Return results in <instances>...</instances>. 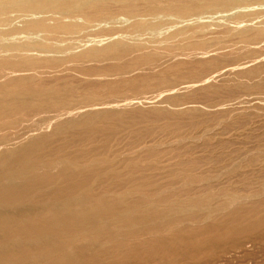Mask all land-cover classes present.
Segmentation results:
<instances>
[{
  "label": "rangeland",
  "instance_id": "374dc122",
  "mask_svg": "<svg viewBox=\"0 0 264 264\" xmlns=\"http://www.w3.org/2000/svg\"><path fill=\"white\" fill-rule=\"evenodd\" d=\"M233 14L216 17L230 16L228 26L238 27ZM208 17L202 21H212ZM118 20L104 24L102 32L119 38L133 25L123 14ZM157 21L169 22V18ZM22 25L17 22L19 28ZM219 27L203 30L199 41L206 44L198 50L183 49V44L154 46L117 60H84L18 73L0 70V85L15 88L18 84L17 89L29 90L0 100L30 104L10 105L18 111L12 119L9 115L0 119V147L5 148L0 156L7 149L18 150L35 140L45 143L28 156L34 166H42L15 180L18 185L36 187L37 193L24 198V205L16 201L18 206L0 207V213L9 212L8 218L19 219L0 224V256L9 257L5 264H264V40L245 43L234 37L218 41L219 31H224ZM98 31L91 29L87 37L75 40L89 39ZM152 52L158 55L145 54ZM33 55L40 61L46 58ZM40 87L43 93L30 92ZM90 108L94 111H88ZM22 109L29 111L25 114ZM73 111L77 112L72 115ZM233 196L237 201L226 205ZM97 199L108 208H118L120 200V206L133 213L124 221L102 222V231L92 227L90 220L84 229L62 231L56 224H45L39 231L42 234H20L23 225L43 223L44 215L56 213V209L61 212L63 204L64 208L72 203L96 205L93 202ZM199 199L204 201L198 205L200 211L190 207ZM192 207L195 213L190 211ZM155 211H168V215L155 219ZM188 212H198L199 219L187 220L192 215ZM148 216L162 224L153 226ZM146 218L143 226L126 228L128 220ZM42 230H47V235ZM93 231L101 234L100 238ZM56 243L61 244L57 251L52 249ZM37 252L42 255H34Z\"/></svg>",
  "mask_w": 264,
  "mask_h": 264
},
{
  "label": "bare ground",
  "instance_id": "6f19581e",
  "mask_svg": "<svg viewBox=\"0 0 264 264\" xmlns=\"http://www.w3.org/2000/svg\"><path fill=\"white\" fill-rule=\"evenodd\" d=\"M234 12H235V14H233ZM120 14H123L126 17L130 18L133 21V25L128 29V31H126L125 33L123 32L124 35H122L119 38H115V36H113V34H104L102 32V26L104 24L106 25L108 23L116 24L117 21H119L118 18H119ZM218 14H221V15L222 14H230V15L233 14L232 17H233L234 23L236 25H238V27H233V28L229 27L228 24H231V23H227V22H228V18H230V16H228V18L226 15L216 17ZM206 15L210 16V17H208V20L212 19V21H210V22L205 21V20H207V19H205V17H207ZM165 16H167L169 18V22L168 21H166V22H158L157 21V19H160L161 17H165ZM203 19H205V20L202 21ZM153 20H156L157 22L154 23ZM17 22H21L23 24L21 28H19L17 26ZM212 25H216L218 27L220 26L219 28L224 27V28H222V30L224 29L223 32H221V30L219 31L221 34H219L220 35L219 37L217 36L218 41H220L221 39L234 38V37L240 39L241 40L240 42L243 41L245 43H248L251 41L257 42L259 40H264V0H0V70H2L5 73H7V71H14V72L18 73V72H24V71H30V70H37L40 66H42V67L45 66L47 68H60V67H63L67 63H73L74 64L77 62H82L84 60H105V61H106V59L117 60L118 58L120 59V57H122L123 55L132 54V53L141 52V51L145 52V50H147L149 48H154V46L163 47V48H172L175 45L183 44V46H182L183 49H186V47H188V48L193 49V50H198V49L203 48V46L206 44L203 41H199V40H202L201 39L202 37L200 38V34H202V32L205 28H208L209 26H212ZM239 25H242L244 27L240 28ZM95 28L99 29V31L95 35L90 36L91 38H89V39L88 38H86V39L82 38L83 40L82 39L75 40L76 38H79L81 36L83 37L84 35H85V37H87L86 34H88L91 29H95ZM118 30H116V31H118ZM119 34H121V33H119ZM148 34L152 35L153 38L146 39L145 36H147ZM213 34H215V33H213ZM216 34H217V32H216ZM115 35H117V34H115ZM210 35H212V34H210ZM253 50H254V48H253ZM34 53H38L40 55L45 56L46 57L45 60H43V61H40L41 59L38 60L37 58H35L36 56L33 55ZM145 54H147L148 56H157L158 55L157 53H153V52L152 53H145ZM149 59H151V58H149ZM227 68L229 69V67H227ZM231 69H232V67H231ZM239 69H241V68H239ZM11 76L13 77V75H11ZM12 77H10V78H12ZM5 83H6V81H5ZM16 85H18V84H16ZM16 85H15V88L14 87L9 88V87H4L3 85H0V99H5L6 96H10V95L17 96V95H20L22 93L23 94L27 93L29 91L26 88L17 89ZM12 86L13 85H11V87ZM4 88H6V89L4 90ZM41 89H42V87L32 89V90H30V92L32 94L33 93H39L41 91ZM43 95H45V94H43ZM43 95H40V96H43ZM18 97H20V96H18ZM45 97H44V99H45ZM9 98L10 97H8L7 100ZM11 98H13V97H11ZM23 98H20V99H23ZM26 98H24V100ZM31 98H33V97H30V99ZM15 100H16V98H15ZM15 100H14V102H17ZM44 101H46V100H44ZM41 102H43V101H41ZM30 103H33V102H30ZM25 104L30 105V104H27V102L26 103L25 102L8 103V102H3L0 100V119L4 118L5 116H8V115L11 118V116H13V112L18 111V109H13V106H15V105H22L23 106ZM38 104L40 105V102ZM41 104H44V102ZM10 105H13V106L10 107ZM90 105H96V104H90ZM97 105H102V104H97ZM40 107H42V105L38 106V108H40ZM19 108L21 110V107H19ZM93 108H95V106ZM40 109H42V108H40ZM90 109L88 111L93 110L92 108H90ZM30 110H32V109H30ZM28 111L29 110L24 111L25 114H26V112L28 113ZM74 112L75 111L72 112V115H74L76 113V112L75 113ZM70 113H71V111H70ZM10 114H12V115H10ZM18 114H16V116ZM16 116H14V117H16ZM19 116H22V115H19ZM16 119L19 120L21 118L18 117ZM14 121L16 122V120H14ZM12 124H10V125H12ZM1 125H2V123H1ZM56 130H57V128H56ZM11 142H10V144H11ZM43 142H44L43 140H35L32 144H28V145L24 144L25 147L24 146L22 147V144H19L22 148L19 147L20 149H18V147H17L18 150L11 151V150L7 149V150L2 152V154L0 156V207H2V206L8 207V206H12V205L15 206V203H16V206H18L19 203L17 204L16 201H18V202L22 201L24 198L32 196L31 194L37 193V191L35 189L36 187L32 188V186H29V184L18 185V183H15V180H19L20 178L22 180V178L28 176L27 175L28 173L33 174V172L36 171V167L42 166V165L34 166L33 162H31V160L28 158V156H30L29 154L31 152H34L35 148L39 147ZM5 144H8V143H5ZM43 144L45 145V143H43ZM3 149H5V148L0 147V151ZM40 149H41V147H40ZM38 151H39V149H38ZM31 159H33V156H31ZM34 161H36L38 163L39 160L38 161L34 160ZM41 161H43V160H41ZM36 162H34V163H36ZM41 163H43V162H41ZM45 164H46V162H45ZM22 172H24V173H22ZM35 177H36V174H35ZM35 179L33 178V180H35ZM33 180L32 181L28 180V181L33 182ZM25 181L27 182L26 179H25ZM11 184H12V186L9 187V185H11ZM5 186H7V187L2 188ZM41 187H42V185H41ZM68 194H70V193H68ZM71 196H72V194H71ZM81 197H80V199H81ZM29 198H28V200H29ZM71 198H73V196ZM205 198H207V197H205ZM203 199L204 198H202V200ZM28 200H25V201H28ZM84 200H85V198H84ZM87 200H89V199H87ZM202 200L199 199V200H195L194 202H191L190 207L193 206L194 208L196 207V209L198 208V210H199L200 204L204 203V201L202 202ZM207 200H209V197L205 201H207ZM74 201H76V200H74ZM96 201L97 202L91 201V202H93V204L96 203V205H91V203H84V204L72 203V204H68L67 206H65V208H64V204H63V207H62L63 209L61 210V212L58 211L59 213H57V209H56V213H49L47 215H44V217L42 218L43 219L42 221H44L43 223L40 222L41 224H39V222H38V223H36V225H32V226H29V224H27L28 227L23 225V227L21 228L22 231L20 230V234L28 235V236L36 235L41 230V228H42L41 226L45 225V224H47V225L56 224L57 226L60 227V230H62V231H69L72 228L84 229L85 224L88 225L89 222L91 223L90 220H92L94 222V225H95V226L92 225V227H95L96 230L99 229L102 231V228H103V226H101L103 224L102 222L105 221L104 223L106 224V221L108 223V220L124 221L125 219H128L127 217L130 214L133 213L131 209H123L121 207L122 202L120 200L119 201L117 200V202L120 203L117 205L118 208H108L107 207L108 205L104 206L103 201L101 199H100V201H98V199ZM163 201H167L166 198H164ZM236 201H237V198L235 196H233V197H230V199L228 198V200H227L228 203L227 204L225 203V204L231 205V204H234ZM72 202H73V199H72ZM115 203L116 202H114V204ZM24 204L25 203L23 202V205ZM61 205H62V203H61ZM61 205H60V209H61ZM184 208H187V207H184ZM194 208L192 210H190V209H186V210L187 211L190 210L193 213H195ZM202 208H203V206H202ZM141 209H142V207H141ZM43 210H44V208H43ZM173 210H178V208L173 209ZM180 210L182 211V207H180ZM167 212L164 213V211H163V213H161V211L160 212L155 211V214H153V215H156V216L155 217L153 216L152 218L159 219L160 217L163 216L165 219L164 214L168 215ZM172 212L174 215V211H172ZM8 213H7V215H8ZM181 213L182 212H180V214ZM190 213L191 212H188L187 214L190 215ZM193 213H191L193 216L190 215V216L186 217L187 220L193 221V220L199 219L198 218L199 215L197 214L198 212L196 213V215ZM177 214H178V212H177ZM180 214L177 216H180ZM183 214H185V212H183ZM7 215L5 214V212L0 213V222H3V223H0L1 225L5 224V223H9L10 222L9 220L18 219V218H12L11 219L10 216L8 218ZM171 215H172V213H171ZM132 217H133V215H132ZM148 217L150 218L149 221L152 220V218L150 216H148ZM205 217H206V215H205ZM208 217H211V216H208ZM130 218L131 217H129V219ZM174 218H177V217H174ZM136 219H138V218H136ZM136 219L128 220V223H129L128 227L126 226V228H128V230H133L136 227L143 226L145 221L147 220V218L141 219L140 221H138V220L136 221ZM164 219L162 218V221ZM242 219H243V217H242ZM168 220H170V219H168ZM7 221H9V222H7ZM151 222H154L153 226H155L156 225L155 223H158L159 221L155 222L153 219ZM166 222H167V220H166ZM170 222H171V220L167 223H170ZM10 223H13V222L11 221ZM160 223L162 224L161 220L158 224H160ZM163 223H165V222H163ZM152 224L153 223H151L150 225H152ZM160 225H159V228H160ZM219 225H220V223H219ZM4 226H6V225H4ZM9 226H11V225H9ZM14 226H16V225H14ZM146 226H149V225L146 224L145 227ZM164 226H163V228H164ZM12 227H10V228L12 229ZM18 227L20 228L21 225L17 226V228ZM167 227H169V226H167ZM17 228H15V229H17ZM89 228H90V226H89ZM95 228H94V230H95ZM201 229H203V228H201ZM104 230H107V229H104ZM161 230H162V228H161ZM42 231H44V230H42ZM119 231H122V228H120ZM170 231H171V229H170ZM44 232H45L44 235H47L46 234L47 230H45ZM96 232H98V231H96ZM96 232L93 231V234H95ZM136 232L137 231H131V233H133V234ZM209 232H210V230H209ZM10 233H8L6 235H8V237H9ZM90 233H92V232H90ZM128 233H129V231H128ZM39 234H42V233H39ZM98 234H95V235H98ZM48 235H49V232H48ZM100 235L101 234H99V238H100ZM10 236H11V234H10ZM64 236H65V233H64ZM68 236L69 235H67V237ZM88 236L91 237V235H88ZM12 237H10V239ZM40 237H42V235ZM45 237L48 238L47 236H45ZM77 237H78V235H77ZM181 238L184 239V237H181ZM39 239L41 241V238H39ZM95 239H96V237H95ZM164 239H166V238H164ZM13 240H15V238H13ZM44 240L46 241V239H44ZM113 240H114V238H113ZM8 241L9 240H7V242ZM22 241H24V240H22ZM4 242L5 241H3V243ZM7 242H5V243H7ZM9 242H11V241H9ZM67 243H69V242H67ZM59 246H61V244L56 243V244H54L52 249H55V251H57ZM94 248H96V247H94ZM21 250H23V249H21ZM152 250H153V248H152ZM47 251L51 252L49 247H48ZM101 251L102 250L100 249V252ZM144 253H146V252H144ZM40 254L42 255V253L37 252V254L35 253L34 255L38 256ZM100 254L101 253H99V255ZM104 254H105V252H104ZM62 255H64V254H62ZM67 255H68V253H67ZM126 255H128V254H126ZM149 255H150V253H149ZM208 255H209V253H208ZM146 256H148V255H146ZM62 257L64 258V256H62ZM102 257L103 256L101 255L100 258H102ZM112 257H110V259ZM68 258H70V257H68ZM122 258H124V257L122 256ZM76 259H77V257H76ZM59 260H61V259H59ZM7 261L9 262V257L0 256V264H3V263L5 264V262H7ZM46 263H48V262H46ZM94 263H92V264H94ZM98 263H100V262H98ZM13 264H14V262H13Z\"/></svg>",
  "mask_w": 264,
  "mask_h": 264
}]
</instances>
